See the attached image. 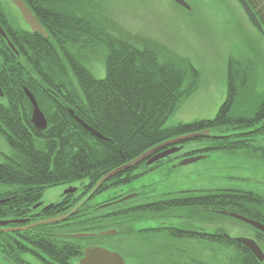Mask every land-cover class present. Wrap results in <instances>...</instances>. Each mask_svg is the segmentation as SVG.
Here are the masks:
<instances>
[{
	"label": "trees",
	"instance_id": "1",
	"mask_svg": "<svg viewBox=\"0 0 264 264\" xmlns=\"http://www.w3.org/2000/svg\"><path fill=\"white\" fill-rule=\"evenodd\" d=\"M23 1L48 37L12 25L0 3V25L18 52L15 55L0 36V137L9 149L0 161V186L6 195L16 197L10 205L20 206L21 213L47 189L74 183L93 187L109 173L181 136L187 138L172 145H199L184 153L186 158L245 151L264 160V145L258 144L264 139V82L259 84L252 64L228 59L226 98L214 118L166 127L181 102L196 91V69H180L152 47L139 48L115 36L99 19L93 0ZM247 1L264 31V0ZM98 62L104 69L102 78L94 73ZM23 88L33 94L47 121L43 131L31 124L32 108ZM76 118L104 139L86 131ZM150 167L141 161L97 191L131 183ZM134 205L126 202L95 220L78 211L79 216L71 220L77 232L115 225L120 232L132 216L142 219L145 214L164 213L172 218L176 215L170 213L178 210L187 215L209 211L206 216L215 220L224 217L220 212L225 211L264 225V196L247 190L184 193L147 206ZM49 226L34 227V233L20 236V255L28 260V256L36 257L43 264L61 263L67 249L71 262L76 258V243L83 238H57L53 231H45ZM252 229L254 241L263 249L264 234ZM212 242L231 251L226 264H262L234 239L214 234ZM5 248L9 255L18 253L12 239L6 240Z\"/></svg>",
	"mask_w": 264,
	"mask_h": 264
},
{
	"label": "rangeland",
	"instance_id": "2",
	"mask_svg": "<svg viewBox=\"0 0 264 264\" xmlns=\"http://www.w3.org/2000/svg\"><path fill=\"white\" fill-rule=\"evenodd\" d=\"M184 1L190 6L189 11L177 7L171 0H93L92 2L98 9L99 19L103 25L115 36L139 48L152 47L158 51L163 60L172 62L180 69L187 70L193 67L199 72L196 91L181 102L166 121V127L214 118L226 98V69L230 57L241 64H252L256 69L255 77L259 84L264 82V37L249 24L236 3L233 0ZM0 3L12 25L26 28L9 0H0ZM94 73L98 78L104 76L100 62L95 65ZM182 138L187 136L175 138L169 143ZM258 144L264 145V139ZM182 147L179 152L172 154L171 162L159 165L131 183L103 191L98 194L96 201L104 202L119 195L124 197L139 193L127 199L134 205L172 198L184 193L189 196L216 189L247 190L264 196L263 159L251 156L245 151L215 152L195 162L177 166L186 158L183 157L184 153L197 149L199 145L185 143ZM8 154L9 149L0 137V161ZM64 186L47 189L44 195L52 196ZM119 204L123 203L119 202ZM184 211L170 213L171 216L176 215L172 218L169 214L165 217L164 213L160 218L156 217L157 214H145L142 219H135L132 216L129 228L132 229L133 234H138L139 230L159 226L166 228L180 226L189 230L201 229L215 235L224 233L231 238L254 237V230L251 227L232 217L224 216L210 220L206 212L187 215ZM186 215L189 217L187 218ZM110 237L116 239L120 236L117 234ZM203 239L198 237L186 242L191 244L194 258L197 261L208 259L209 263L226 264L231 251H226L215 244L210 248ZM118 240L122 242L121 246L127 252L142 255L144 264H180L177 263L175 254L173 263L168 260L171 259L168 250L176 244L172 240L165 241L167 250L163 255L154 254L152 250L156 247L143 238L133 239L132 235H129ZM159 243L163 245L162 241ZM261 244L264 254V241ZM184 248L182 247V250ZM181 264H186V261Z\"/></svg>",
	"mask_w": 264,
	"mask_h": 264
},
{
	"label": "flooded vegetation",
	"instance_id": "3",
	"mask_svg": "<svg viewBox=\"0 0 264 264\" xmlns=\"http://www.w3.org/2000/svg\"><path fill=\"white\" fill-rule=\"evenodd\" d=\"M2 6V5H1ZM3 8V7H2ZM254 11V10H253ZM255 12V11H254ZM256 14V13H255ZM257 16V15H256ZM177 146V145H174ZM165 150V149H164ZM163 151V149L159 150L158 152ZM156 152V153H158ZM156 153L148 156L143 162L145 163L146 160L153 157ZM171 156L159 160L155 165H151L150 169H155L159 165H162L165 162H170ZM0 186V264H43L39 262L36 257H27L23 258L20 255V245L22 243L20 236L26 235L29 233H34L33 228L45 224L46 221H51L59 218H64L63 220H59L56 223H48L49 227L46 228V232H54V235L57 238H63L64 240L69 239L70 235L74 234H98L103 231H110L112 229H116L119 238H126L129 235H132L133 239L135 238H143L145 241L151 242L152 246L156 247L153 248L152 252L161 253V255L166 254L165 250H167L164 245L166 240H172L176 244L172 249H169L168 252L171 255V259L168 258L170 262L173 263V255L175 254L177 257V263H182L186 261V264H197L201 263H208V259L206 261H197L194 257L193 248H191V244H187L186 242L198 238V237H205L206 246L214 245L212 242V238L214 236L213 233H209L208 231L203 230H189L179 227H172L171 229H167L165 226L150 228L146 230H139L138 234H133L132 229L129 228L128 225H124L120 232H118V226L116 227H109L103 230H94L89 232H82L78 228H75L73 225L74 220L72 218L78 217V211H83L82 214H89V218L93 220L100 218L101 216H106L108 213L106 210L114 212L116 208L122 204H119L120 200L125 198L121 197L119 199H109L104 202L96 201V197L98 196V188L96 185L93 187H88L85 183H78V185L67 184L61 190L55 191L52 196L46 197L45 192L43 193L42 197L28 205L24 208V212L21 213L20 206L10 205L14 199H16L13 195H6L5 192L2 190ZM135 194V193H134ZM139 194V193H138ZM133 195V194H132ZM137 195V194H135ZM115 198V197H114ZM129 203V206L133 207L131 201L126 200L122 203ZM155 201H148L142 204L136 205H150ZM119 204V205H117ZM210 212L207 211L206 214ZM86 214V215H87ZM210 215V214H209ZM207 215V216H209ZM156 217L160 218L161 215L157 214ZM83 220V219H82ZM43 222V223H42ZM116 224V222H115ZM165 227V228H164ZM141 231V232H140ZM42 234L44 232H41ZM49 235V233H48ZM47 235V236H48ZM223 238L230 239L227 237L226 234L221 233ZM48 238V237H47ZM119 238H111L110 236H97L87 239H82L84 241H80L76 250H74V254L76 258L72 259V264H77L79 260L84 257V251L88 248L100 247L107 249L110 252L117 253L124 261L125 264H144L143 263V256L138 253H129L126 251L125 248L121 246L122 242L119 241ZM12 239L14 240V247L18 249V253L13 256L12 254L5 252V243L6 240ZM81 240V239H79ZM204 240V239H203ZM162 241L163 245L159 242ZM156 244V245H155ZM184 244L185 246H183ZM187 246V247H186ZM182 247H185L182 250ZM68 250L66 249L64 255L62 256V262L53 263V264H70L69 262V254ZM58 258V257H57ZM59 259V258H58ZM181 259H183L181 261Z\"/></svg>",
	"mask_w": 264,
	"mask_h": 264
},
{
	"label": "water",
	"instance_id": "4",
	"mask_svg": "<svg viewBox=\"0 0 264 264\" xmlns=\"http://www.w3.org/2000/svg\"><path fill=\"white\" fill-rule=\"evenodd\" d=\"M9 1L14 6V8L17 10L22 22L26 25L27 30L30 33L40 34L45 38L48 37V34L45 32V30L43 29L41 24L38 22L35 15L29 10V8L27 7V5L25 4V2L23 0H9ZM171 1L174 2L176 5L180 6L181 8L187 10V11L190 10V6L184 0H171ZM233 1L239 6V8L243 12L246 20L249 22V24L257 32H259L261 35H263L264 31H263V28L261 26V23H260L259 19L257 18L255 12L253 11L251 6L249 5L248 1L247 0H233ZM0 36L6 42L7 46L10 48V50H12V52H14V54L18 56V52L16 51L13 44L11 43L9 38L7 37V35L4 31V29L1 27V25H0ZM23 91H24V94L27 97V99L31 105V108H32L31 109V118H30L32 126L37 131L45 130V128L47 127V121H46L42 111L40 110L36 99L34 98L33 94L28 89L23 88ZM2 97H3V92H2L1 87H0V98H2ZM69 113L71 115L73 114L72 111H69ZM75 120L86 131L90 132L96 138L104 139L99 133L92 130L83 121L79 120L78 118H76ZM178 140L179 139H176V141H178ZM170 144H172V143H169V142L164 143L163 145L158 146V147L148 151L147 153L143 154L141 157L130 162L129 164L109 173L108 175L103 177L96 184V187L98 188L100 185L105 183L107 180H109L111 177H113L117 173H120L124 170H127L131 166H135V165L139 164L141 161L145 160L152 153L157 152L160 149H164L166 146H168ZM181 149H182V146L167 148L161 152L156 153L153 157L146 160L145 165L146 166L154 165L159 160H163V159L169 157L170 155L179 152ZM204 157H205V155H198V156H194V157L185 158V159L181 160L177 164V166H183V165L195 162L199 159H203ZM133 196H135V194L126 196L125 198L121 199L120 201H125L127 199H130ZM220 214L227 216V217H232L236 220H239V221L251 226L252 228H254V229H256L259 232L264 234V225L255 221V220L249 219L247 217H244V216H241V215H238L235 213H230V212H225V211L220 212ZM63 219L64 218H59V219H55V220H51V221H46L45 224L52 223V222L56 223L57 221L63 220ZM116 233H117L116 230H110V231H103V232H100L98 234H74V235H70V238H92V237H97V236H111V235H116ZM234 241L238 244H241L243 247H245L247 250H249L258 262L261 263L264 261V254H263L262 250L260 249V247L257 245V243L253 239L239 237V238H234ZM77 264H125V263H124L123 259L117 253L110 252L104 248L94 247V248L85 249L84 257L81 260H79Z\"/></svg>",
	"mask_w": 264,
	"mask_h": 264
}]
</instances>
